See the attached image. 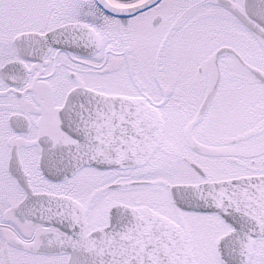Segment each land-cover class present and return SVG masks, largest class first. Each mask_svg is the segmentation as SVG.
Returning a JSON list of instances; mask_svg holds the SVG:
<instances>
[{
    "label": "snow or ice",
    "instance_id": "obj_1",
    "mask_svg": "<svg viewBox=\"0 0 264 264\" xmlns=\"http://www.w3.org/2000/svg\"><path fill=\"white\" fill-rule=\"evenodd\" d=\"M0 264H264V0H0Z\"/></svg>",
    "mask_w": 264,
    "mask_h": 264
}]
</instances>
